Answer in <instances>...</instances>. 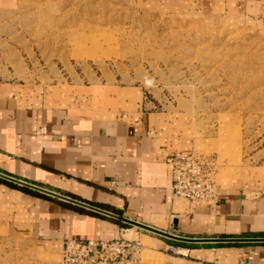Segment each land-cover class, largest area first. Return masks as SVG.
<instances>
[{
  "label": "rangeland",
  "instance_id": "obj_1",
  "mask_svg": "<svg viewBox=\"0 0 264 264\" xmlns=\"http://www.w3.org/2000/svg\"><path fill=\"white\" fill-rule=\"evenodd\" d=\"M3 82L38 107L169 113L193 142L183 152L213 159L216 198L195 205L264 191V23L236 0H0ZM11 212L0 206V264H58L61 249L19 233ZM128 226L118 237L138 242L137 264H187L176 247L246 245L179 246Z\"/></svg>",
  "mask_w": 264,
  "mask_h": 264
},
{
  "label": "crops",
  "instance_id": "obj_2",
  "mask_svg": "<svg viewBox=\"0 0 264 264\" xmlns=\"http://www.w3.org/2000/svg\"><path fill=\"white\" fill-rule=\"evenodd\" d=\"M236 1L245 14L264 23V0ZM17 86L0 83V175L103 211L53 195L36 197L0 181V206L12 208L19 233L42 238L56 251L71 238L125 236L112 214L186 237L264 238V191L242 197L225 190L214 205L172 197L165 159L190 150L193 142L175 133L169 113L142 111L126 120L104 104L87 110L38 107L42 102H29ZM114 112L118 117H112ZM240 243L246 245L176 248L191 257L187 264L211 259L264 264L263 242Z\"/></svg>",
  "mask_w": 264,
  "mask_h": 264
},
{
  "label": "built area",
  "instance_id": "obj_3",
  "mask_svg": "<svg viewBox=\"0 0 264 264\" xmlns=\"http://www.w3.org/2000/svg\"><path fill=\"white\" fill-rule=\"evenodd\" d=\"M174 198L190 201L215 199L214 163L211 157L177 151L165 159ZM140 245L118 237L112 240L76 239L64 242L58 264H137Z\"/></svg>",
  "mask_w": 264,
  "mask_h": 264
},
{
  "label": "water",
  "instance_id": "obj_4",
  "mask_svg": "<svg viewBox=\"0 0 264 264\" xmlns=\"http://www.w3.org/2000/svg\"><path fill=\"white\" fill-rule=\"evenodd\" d=\"M0 176L3 177V178H6L7 180L13 181V182H15V183H17L19 185L29 187V188H31L33 190H36V191L40 192V193L47 194V195H53V196L58 197L60 199L67 200L69 202H73V203H76V204H79V205H83V206H85L87 208H90V209H93V210H96V211H99V212H103V211H100V210H98L96 208H93L91 206L84 205L82 203L73 201L71 199H68V198H65L63 196H60V195L54 194L52 192H49L47 190L41 189L39 187H36V186H33V185H29V184H26L24 182H21V181L15 180V179H11V178H8V177L2 176V175H0ZM106 214H109V213H106ZM109 215L115 217L116 219H120L123 223H126L128 225H131V226H134L136 228H140V229H143L145 231L157 234L159 236H162V237H165V238H168V239L179 241V242H187V243L264 242V238H262V237H260V238H258V237H255V238H243V237H238V238H196V237L180 236V235H176V234H173V233H170V232H166L164 230L158 229L156 227L150 226L148 224H144L142 222H139V221L127 218V217H120V216H116V215H112V214H109Z\"/></svg>",
  "mask_w": 264,
  "mask_h": 264
},
{
  "label": "trees",
  "instance_id": "obj_5",
  "mask_svg": "<svg viewBox=\"0 0 264 264\" xmlns=\"http://www.w3.org/2000/svg\"><path fill=\"white\" fill-rule=\"evenodd\" d=\"M0 181H2L4 184H6L7 186H9L10 188L17 189V190L22 191V192H24V193H26V194H30V195H33V196H36V197H41V198H49V197H47V196L44 195V194H41V193H39V192H37V191L31 190V189L26 188V187H24V186H20V185H17V184H14V183L8 182V181H4V180H1V179H0ZM90 214L94 215V213H92V212H90ZM114 221H115L119 226H121V227H124V228L129 227L128 225H126L125 223H123L120 219H114ZM170 243L177 244V245H179V246H185V245H188V244H186V243H182V242H170ZM206 245H208V244H206ZM214 245H215V244H214ZM195 246H196V244H193V247H195ZM206 247H209V246H206ZM212 247H214V246H212Z\"/></svg>",
  "mask_w": 264,
  "mask_h": 264
},
{
  "label": "bare ground",
  "instance_id": "obj_6",
  "mask_svg": "<svg viewBox=\"0 0 264 264\" xmlns=\"http://www.w3.org/2000/svg\"><path fill=\"white\" fill-rule=\"evenodd\" d=\"M222 259H223V258H222ZM222 259H220V260H222ZM220 260H219V261H220ZM224 261H225V259H224ZM212 262H213V261H212Z\"/></svg>",
  "mask_w": 264,
  "mask_h": 264
}]
</instances>
